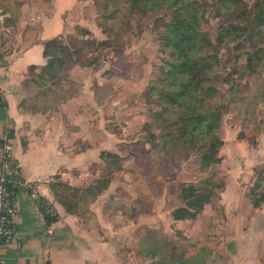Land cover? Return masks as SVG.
<instances>
[{"label":"rangeland","instance_id":"374dc122","mask_svg":"<svg viewBox=\"0 0 264 264\" xmlns=\"http://www.w3.org/2000/svg\"><path fill=\"white\" fill-rule=\"evenodd\" d=\"M38 1L44 12L60 9L61 41L84 51L52 79L45 77L44 63L36 71L28 66L27 85L31 81L50 105L56 94L75 95L76 135L64 145L118 155L120 216L140 215L133 237L120 239V256L136 264H264V38L256 43L259 60L248 67L252 47L245 36L214 42L218 24L239 20L217 12L215 0H199V29L210 42V66L199 76L212 95L196 112L213 110L211 130L221 140L218 160L206 164L208 133L198 127L189 133L190 112L169 103L156 112L168 55L154 12L129 8L126 0ZM11 2L19 9L36 1ZM241 2L251 9L253 0ZM99 159L89 169L101 166L102 176ZM114 176L117 170L109 181ZM188 184L208 198L195 216L172 219L170 210L184 204L180 190ZM92 199L85 197L77 211Z\"/></svg>","mask_w":264,"mask_h":264},{"label":"crops","instance_id":"0c3cea01","mask_svg":"<svg viewBox=\"0 0 264 264\" xmlns=\"http://www.w3.org/2000/svg\"><path fill=\"white\" fill-rule=\"evenodd\" d=\"M35 1L17 9L11 0H0V142L7 134L24 182L11 198L15 231L0 245V264H136L135 259L130 263L120 256V239H131L134 219H140V215L120 216V168L118 176L75 213L66 212L48 187L58 175L83 188L102 170L101 166L89 169L91 162H101L98 154L63 144L76 135L75 95L56 94L50 105L31 81L27 85L28 66L36 71L45 62L42 40L62 28L60 9L51 6L44 12ZM26 182L32 183L34 194ZM40 199L53 215L48 222L39 208Z\"/></svg>","mask_w":264,"mask_h":264},{"label":"trees","instance_id":"16d2710c","mask_svg":"<svg viewBox=\"0 0 264 264\" xmlns=\"http://www.w3.org/2000/svg\"><path fill=\"white\" fill-rule=\"evenodd\" d=\"M129 8L136 7L140 11L154 12L155 19L159 23L160 33L158 40L161 48L166 50L168 59L161 68L160 80L166 85H160L157 90L159 96V109H165L166 103L181 104L190 114L189 133L199 128V132L208 135L206 150L202 153L204 163L217 161L215 156L217 147L221 144L220 138L212 132L216 125L217 116L212 109L196 112L200 102L205 97H210L212 91L203 86L199 75L204 73L210 66L207 50L210 45L205 34L199 29V23L203 16L202 5L199 0H126ZM214 9L226 17L239 20L218 24L215 43H223L235 36L243 35L250 42L251 51L246 53V65L254 59L258 61V41L264 38V0H253L251 9L242 6L241 0H215ZM106 17H111L107 15ZM72 44V43H71ZM66 45L61 41L57 33L42 40V56L45 62L42 66L45 77L52 79L59 70L71 62L79 61L83 49L75 45ZM71 47V48H69ZM207 108H210L207 105ZM98 156L104 162L105 175L98 176L83 188L73 186L62 181L58 175H54L48 182V187L53 198L63 207L66 212L75 213L79 203L85 201V197H94L105 189L109 183L110 173L120 168V160L117 154L111 151L100 150ZM181 196L184 204L170 210L173 219L193 217L200 210L202 203L208 198L206 191H198L188 184L181 188ZM39 208L46 222L53 218L45 211L47 208L40 199Z\"/></svg>","mask_w":264,"mask_h":264},{"label":"built area","instance_id":"2783aa9c","mask_svg":"<svg viewBox=\"0 0 264 264\" xmlns=\"http://www.w3.org/2000/svg\"><path fill=\"white\" fill-rule=\"evenodd\" d=\"M1 17L0 15V22ZM22 183L24 182L18 171V162L10 153L8 135L4 134L0 142V245L9 241L14 235L15 230L12 225L14 206L11 198L14 190ZM25 184L30 189V193L34 194L32 183ZM45 211L51 214L50 209L46 208Z\"/></svg>","mask_w":264,"mask_h":264}]
</instances>
